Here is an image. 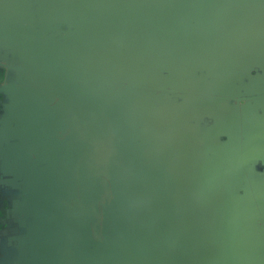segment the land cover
I'll return each instance as SVG.
<instances>
[{
  "label": "crops",
  "instance_id": "0c3cea01",
  "mask_svg": "<svg viewBox=\"0 0 264 264\" xmlns=\"http://www.w3.org/2000/svg\"><path fill=\"white\" fill-rule=\"evenodd\" d=\"M263 2L0 0V87L7 76L17 86L11 93L0 92V264H13L20 257L18 247L31 246L26 240L35 229L32 215L39 207L24 203V184L32 181L23 171L19 148L38 146L22 137L30 127H42V118L37 119L42 113L52 117V127L54 113L62 114L65 126L76 125L78 133L91 118H108L115 131L103 127L99 140L119 139L123 132L134 134L136 142L153 143L159 139L153 127L175 128L173 119L164 120L168 105L178 106L173 93L181 94V122L218 126L224 118L231 125L236 120L244 130L239 149L231 139L224 145L218 139L187 146L167 143L179 151L181 167L207 187L213 208L234 233L220 247L212 245L215 251L207 263L264 264V21L254 24L251 18L252 10ZM186 11L195 16L188 21L195 26L188 29L182 18ZM111 13L120 15V28H110ZM143 33L146 37L140 39ZM252 36L253 43L244 44ZM106 57L113 61L112 73L117 74L118 62L130 61L133 64L127 67L139 64L147 69L144 85L176 92L164 93L163 99L158 93L143 95L141 108L131 101L124 110L110 101L112 97L120 102L119 96L99 81L98 73L92 78L102 85L94 87L92 95L75 91L73 78L93 75V67L108 65ZM132 77L140 79L141 73L134 71ZM85 131L75 137L81 144L94 136ZM237 197L242 199L239 206ZM228 243L237 247V253L226 249Z\"/></svg>",
  "mask_w": 264,
  "mask_h": 264
},
{
  "label": "water",
  "instance_id": "95a60500",
  "mask_svg": "<svg viewBox=\"0 0 264 264\" xmlns=\"http://www.w3.org/2000/svg\"><path fill=\"white\" fill-rule=\"evenodd\" d=\"M182 18L187 21L186 29L195 26L188 24L195 18L191 11L183 12ZM145 37L143 33L140 39ZM106 60L107 66L93 67L90 71H93L92 76L98 73L99 81H105V86L119 96L121 103L112 97L110 101L124 110H128L131 98L136 95L158 93L163 99L164 93L176 92L166 86L144 85L148 71L135 61L136 65L131 67L127 66L133 62H118L116 74L111 72L113 61L107 57ZM86 64L87 61L85 67ZM84 69L82 75L85 76ZM134 71L141 73L140 79L132 77ZM110 73L113 77H109ZM83 78H73L75 91L85 94L83 96L92 95L94 87L102 85L97 78ZM124 86L128 89L123 90ZM16 88L7 76L0 92L11 93ZM44 112L51 113L48 107H44ZM44 115L37 118H42V127H30V132L22 137L26 142L36 141L38 146L19 148L24 158L23 171L30 173L26 178L32 181L31 185L24 184L26 191L32 194L24 191V203H34L39 212L32 215L31 225L34 223L35 229H30L26 240L31 246L18 247V263L118 264L119 259L127 258L120 264L130 261L131 264H208V257L215 251L212 245L220 247L221 241L224 243L234 237L220 211L213 208L207 187L187 168L181 167L177 148L168 146L175 144L176 131L153 127L159 135L153 143L148 139L136 142L134 134L122 132L119 139L99 140V134H94L89 142L81 144L75 139L79 135L77 126L66 127L60 118L62 114L56 117L54 113L56 127H52V117ZM125 117L128 121V115ZM75 131L73 136L71 133ZM31 150L35 151L32 158ZM7 169L10 170L8 165ZM97 202L113 211V214L107 212L105 217L110 223L119 221L126 228L134 224L143 232L137 247L135 241L121 245L112 243L111 251L104 254L97 239L94 249H89L93 243L89 227L98 220L94 209ZM130 246L131 250L124 251ZM226 249L237 253V247L230 243Z\"/></svg>",
  "mask_w": 264,
  "mask_h": 264
},
{
  "label": "rangeland",
  "instance_id": "374dc122",
  "mask_svg": "<svg viewBox=\"0 0 264 264\" xmlns=\"http://www.w3.org/2000/svg\"><path fill=\"white\" fill-rule=\"evenodd\" d=\"M236 15H237V13H236ZM251 18H252L254 24L258 23V19H261V22L264 21V2L261 3L254 11L252 10ZM261 22L259 23V25L261 24ZM254 31H257V29L255 28ZM253 39H254L253 36L248 38L247 43H244V44L253 43ZM179 88H181V85H179L177 87V89H179ZM173 94H174V97H177L179 99L177 101L178 106L175 105L176 102H174L173 105H168L169 109L167 111V115H164V120L167 121L168 118H170L171 120L173 119L172 125L175 126V128L173 129V132L176 131L175 135L173 136V141L175 142V144H179L180 146H181V144L183 146H187V145H192V144H199L201 142V140L212 141V140L218 139L219 143L221 145H224L226 142L229 141V139H231L230 142H232L233 145L237 149L241 148V146H242V134H243L244 130H243V127L236 125V120L234 121V123L232 125L230 123H226L224 118L219 123L218 126H215L211 123L201 124L198 126L188 125L185 122H181V113H179V117H178V110L181 107V105H180L181 104V94H176V93H173ZM170 100H172V98H170ZM178 107H179V109H178ZM150 112L152 113V115H157L155 110H150ZM161 112H163V111H161ZM173 114H174V116H172ZM106 119H108V118H106ZM106 119H102L99 117L91 118V120H89L85 123L84 128L82 127L80 129L79 133L82 135V133H86L85 130L88 129L90 136H93L94 133L96 136H98L97 134L102 133L103 127H109V129H111L112 131H115L112 129V127H115V125L112 123L111 120L109 121V119L108 120H106ZM181 124L183 125V127H181ZM96 127H98V128H96ZM245 128H247V127H245ZM95 129H97V130L95 131ZM91 133H93V134H91ZM226 137H228V139H225ZM229 156H230V154H229ZM241 200H242L241 198L237 197V203L236 204L238 206H239ZM238 202H239V204H238ZM236 211H237V207H236ZM238 215H239V213H238ZM238 215H237V213H234L235 217H238ZM13 264H22V263H18L17 261H14Z\"/></svg>",
  "mask_w": 264,
  "mask_h": 264
},
{
  "label": "flooded vegetation",
  "instance_id": "af4514ba",
  "mask_svg": "<svg viewBox=\"0 0 264 264\" xmlns=\"http://www.w3.org/2000/svg\"><path fill=\"white\" fill-rule=\"evenodd\" d=\"M111 14H112L111 15L112 18H111L110 28L111 29H113L112 27L120 28V25L123 23L120 15L117 13H111ZM222 76H224V75H222ZM92 77H94V76L88 75L87 77H85V79L92 80L93 79ZM82 87L87 89L86 85H82ZM124 88L125 89H123V90L128 89L127 86H124ZM144 95L148 96L149 94L146 93ZM141 96L136 95V96L132 97L131 98L132 102L131 101L130 102L132 104L138 103L137 104V107H138V105L141 103L138 101H142ZM131 128H132V130L135 129L133 127H131ZM148 129L151 131L150 127H146L145 131H147ZM94 209H96V211L98 213V216H97L98 220L93 222L91 224V226L89 227V233L91 236V240L93 241V243H91L89 249H91V250L94 249V245H96L95 243H96L97 239H99V243L101 245V252H103L104 254L111 251L110 245L112 243H114L116 245H121L125 241H131V242L135 241V245L137 247L138 242H141L139 237H142L143 232H140V230H138L134 226V224H130V226H128V228H126L119 221H117L116 223H113V222L110 223L109 219H105V217H106L107 212L109 214H113V211L109 207H107L105 205H101L100 202H97V205ZM105 220H108L109 222L105 221ZM116 245H115V247H116ZM131 249H132V246L126 248V250H124V251H128ZM126 259L127 258L119 259V262H117V263L120 264V262L125 261ZM128 264H131V261L128 262ZM133 264H135V263H133Z\"/></svg>",
  "mask_w": 264,
  "mask_h": 264
}]
</instances>
